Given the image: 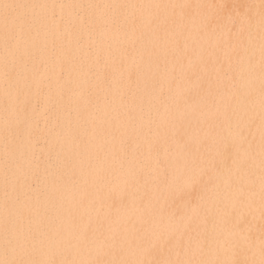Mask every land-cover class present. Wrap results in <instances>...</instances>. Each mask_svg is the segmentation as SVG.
I'll list each match as a JSON object with an SVG mask.
<instances>
[{"label": "bare ground", "instance_id": "1", "mask_svg": "<svg viewBox=\"0 0 264 264\" xmlns=\"http://www.w3.org/2000/svg\"><path fill=\"white\" fill-rule=\"evenodd\" d=\"M0 264H264V0H0Z\"/></svg>", "mask_w": 264, "mask_h": 264}]
</instances>
